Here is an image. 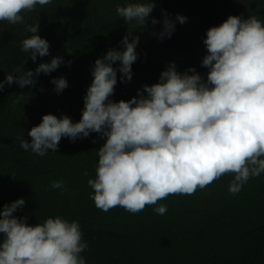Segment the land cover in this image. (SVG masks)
<instances>
[{
  "label": "clouds",
  "instance_id": "clouds-1",
  "mask_svg": "<svg viewBox=\"0 0 264 264\" xmlns=\"http://www.w3.org/2000/svg\"><path fill=\"white\" fill-rule=\"evenodd\" d=\"M51 3L0 0V22L23 25L32 34L21 41V51L33 62L50 55V44L38 34L39 23H27L25 14ZM155 7L153 0L127 2L117 5L116 13L127 25L141 29ZM161 22L158 36L163 40L187 17L176 14L172 19L164 10L162 21L151 17L153 25ZM134 32L128 27L122 50L110 48L95 60L80 120L45 114L28 131L30 141L17 138L20 148L45 157L58 151L62 138L75 142L92 133L106 138L97 150L95 178L87 181L93 190L90 199L104 212L121 207L135 214L154 206L155 213L164 215L167 206L158 202L169 195H191L224 175L232 176L228 191L235 195L250 178L264 174V21L255 15H230L210 27L201 61L208 69L206 79L194 67L180 72L170 62L158 82L143 85L127 101H113L117 73L120 82L133 76L139 43ZM62 64L64 58L55 56L34 70L18 68L0 81V91L13 83L21 89L34 87L42 73L51 74ZM50 83L57 95L68 87L63 76ZM25 96L18 94L15 102ZM50 187L67 191L62 179L51 181ZM24 205L18 198L0 210V264H86L81 253L88 243L78 220L57 215L31 225L27 217L14 215Z\"/></svg>",
  "mask_w": 264,
  "mask_h": 264
},
{
  "label": "trees",
  "instance_id": "trees-1",
  "mask_svg": "<svg viewBox=\"0 0 264 264\" xmlns=\"http://www.w3.org/2000/svg\"><path fill=\"white\" fill-rule=\"evenodd\" d=\"M127 2L143 0H52L38 5L25 19L39 23L38 34L49 41L50 55L35 62L21 51V41L32 34L23 25L0 22V81L18 68L34 70L55 56L65 60L51 74L42 73L34 87L21 89L13 83L0 91V210L23 198L25 205L14 215L27 217L31 225L57 215L78 220L88 243L81 253L86 264H264V174L250 178L235 195L228 191L231 175L191 195H169L158 202L167 206L164 215L155 213L154 206L135 214L121 207L104 212L90 199L93 190L87 181L95 178L97 150L106 138L96 133L75 142L62 138L58 151L45 157L20 148L17 138L30 141L28 131L45 114L80 120L95 60L110 48L122 50L128 27L139 36L138 59L131 81L120 82L117 73L110 97L117 102L158 82L170 62L180 72L194 67L206 79L208 69L201 66L207 54L206 31L230 15L244 19L255 15L264 21V0H153L156 7L139 29L116 13L117 5ZM164 10L172 19L176 14L186 16L187 22H177L171 38L161 40L162 22L153 25L151 17L162 21ZM60 76L68 87L57 95L50 81ZM18 94L26 96L16 103ZM58 179L67 191L51 189V181Z\"/></svg>",
  "mask_w": 264,
  "mask_h": 264
}]
</instances>
